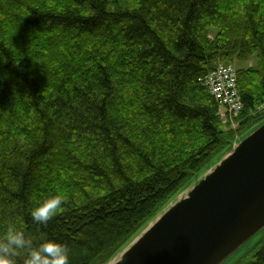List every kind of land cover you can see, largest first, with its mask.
I'll list each match as a JSON object with an SVG mask.
<instances>
[{"label":"trees","instance_id":"trees-1","mask_svg":"<svg viewBox=\"0 0 264 264\" xmlns=\"http://www.w3.org/2000/svg\"><path fill=\"white\" fill-rule=\"evenodd\" d=\"M252 59L233 132L202 80ZM262 107L264 0H0V245L23 237L12 264L50 242L68 264H108Z\"/></svg>","mask_w":264,"mask_h":264},{"label":"water","instance_id":"water-1","mask_svg":"<svg viewBox=\"0 0 264 264\" xmlns=\"http://www.w3.org/2000/svg\"><path fill=\"white\" fill-rule=\"evenodd\" d=\"M264 229V124L108 264H223Z\"/></svg>","mask_w":264,"mask_h":264},{"label":"clouds","instance_id":"clouds-1","mask_svg":"<svg viewBox=\"0 0 264 264\" xmlns=\"http://www.w3.org/2000/svg\"><path fill=\"white\" fill-rule=\"evenodd\" d=\"M62 203L60 196L44 201L33 211V218L40 223L47 222L60 210ZM23 246L24 239L20 234H13V232L9 234L7 242L0 245V264H12L10 250ZM29 264H68V249L50 242L32 253Z\"/></svg>","mask_w":264,"mask_h":264},{"label":"built area","instance_id":"built-area-1","mask_svg":"<svg viewBox=\"0 0 264 264\" xmlns=\"http://www.w3.org/2000/svg\"><path fill=\"white\" fill-rule=\"evenodd\" d=\"M202 83L219 107L222 124L234 127L233 119L238 117L243 108L235 70L230 66L218 65L204 77Z\"/></svg>","mask_w":264,"mask_h":264},{"label":"rangeland","instance_id":"rangeland-1","mask_svg":"<svg viewBox=\"0 0 264 264\" xmlns=\"http://www.w3.org/2000/svg\"><path fill=\"white\" fill-rule=\"evenodd\" d=\"M255 64L256 63L254 62V59H252L251 61L247 63L232 64L231 66L234 68L237 74V72L240 69H250L254 67ZM262 111H264V107L258 109L257 113L262 112ZM232 128L233 129H228V130H233V132H237L239 128V123H238V126L234 125V127ZM221 160H222L221 155H215L210 161V163L208 164V167H210V169L214 168ZM193 185L194 184L192 182L190 187H192ZM263 245H264V229L260 231V233L257 236H255L253 239L247 242L244 246H242L236 253H234L230 258H228L223 264H251L254 261L255 255L260 251Z\"/></svg>","mask_w":264,"mask_h":264}]
</instances>
